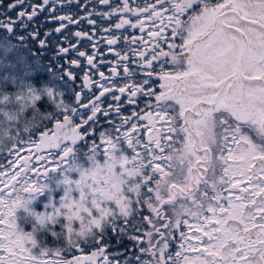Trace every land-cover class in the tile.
<instances>
[{
	"label": "snow or ice",
	"instance_id": "1",
	"mask_svg": "<svg viewBox=\"0 0 264 264\" xmlns=\"http://www.w3.org/2000/svg\"><path fill=\"white\" fill-rule=\"evenodd\" d=\"M0 160V264H264V0H0Z\"/></svg>",
	"mask_w": 264,
	"mask_h": 264
},
{
	"label": "trees",
	"instance_id": "2",
	"mask_svg": "<svg viewBox=\"0 0 264 264\" xmlns=\"http://www.w3.org/2000/svg\"><path fill=\"white\" fill-rule=\"evenodd\" d=\"M9 2H13V0H4L5 7L7 6V3H9ZM33 2L39 3V0H33ZM68 10H69L68 8L63 9V11H68ZM16 11L18 12V11H20V9H17ZM57 14H60V13H57ZM12 15L15 16L16 12H13ZM46 15L47 14L39 15L38 17L34 18L33 22L29 25V31H32L33 28H38L39 29L41 38H45L44 35H43L44 32L49 31L50 29H54L55 27L58 26V24L56 22H46ZM74 30H76L74 27L69 29V31H74ZM49 39H50V42H51V48L49 50H47V51H45L43 49H39L38 42L36 44H31L30 45L31 54L34 56L37 53V51L39 50V55H41L43 57V62L44 63H47L49 58L53 55V49L55 48V45H56L57 41L59 40V34L53 33V35ZM19 54L20 55H28V52L25 49V50H22ZM47 78H48V73L47 72H40V73L36 74V79L37 80H44V79H47ZM45 104H47V101H44V102L41 103V105H40L41 112H44ZM51 110H52V108L49 105L48 106V111H51ZM27 115L28 116L29 115L32 116V113L29 112ZM49 127H51V126L49 125ZM36 135H38V132L36 133ZM27 138L28 137L26 136L25 139H27ZM0 162H3V161H0Z\"/></svg>",
	"mask_w": 264,
	"mask_h": 264
},
{
	"label": "rangeland",
	"instance_id": "3",
	"mask_svg": "<svg viewBox=\"0 0 264 264\" xmlns=\"http://www.w3.org/2000/svg\"><path fill=\"white\" fill-rule=\"evenodd\" d=\"M141 107H143V105H141ZM31 117H32L31 115L28 116L29 119H31ZM89 143H91V140H89ZM86 150H87L86 146L81 144V152L86 151ZM26 152H27V149H26ZM0 161H2V160H0ZM58 198H59V194H57V199ZM46 200H47L46 196L38 197L37 200H35L33 202V207L37 211H43L44 210L43 204L46 202ZM22 227L24 228L25 231H31V227L28 224H22ZM56 231L60 232V227L59 226H57ZM52 240H53V237H51L50 235L39 236L38 237V241L41 243V245L43 247L52 248V249H55V248H58V247L59 248L66 247V244L63 241V239L60 240V244H58V245H55V242H54L55 239L53 240V243H52Z\"/></svg>",
	"mask_w": 264,
	"mask_h": 264
},
{
	"label": "flooded vegetation",
	"instance_id": "4",
	"mask_svg": "<svg viewBox=\"0 0 264 264\" xmlns=\"http://www.w3.org/2000/svg\"><path fill=\"white\" fill-rule=\"evenodd\" d=\"M249 131H250V134L255 137V133L254 132H251V130H249ZM53 240H54V238H53ZM53 240H52V243H53ZM54 242H55V245L60 244V240H55ZM109 243L112 246L109 249L110 252H117V251L122 252L125 248H131L132 247V245L128 241L127 237L121 238V242L120 243H117V238L115 237L114 234H111ZM67 258H71V257L70 256H67ZM121 259H123V258L121 257Z\"/></svg>",
	"mask_w": 264,
	"mask_h": 264
},
{
	"label": "water",
	"instance_id": "5",
	"mask_svg": "<svg viewBox=\"0 0 264 264\" xmlns=\"http://www.w3.org/2000/svg\"><path fill=\"white\" fill-rule=\"evenodd\" d=\"M159 86V82H158V84H157V87Z\"/></svg>",
	"mask_w": 264,
	"mask_h": 264
}]
</instances>
